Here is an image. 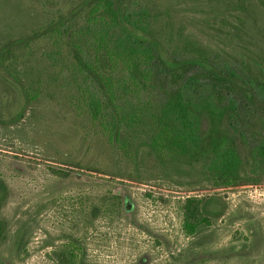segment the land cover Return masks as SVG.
Segmentation results:
<instances>
[{"label": "rangeland", "instance_id": "obj_1", "mask_svg": "<svg viewBox=\"0 0 264 264\" xmlns=\"http://www.w3.org/2000/svg\"><path fill=\"white\" fill-rule=\"evenodd\" d=\"M84 1L0 0V53L9 60L0 63V264H60L67 241L79 245L76 264H264L263 166L252 174L245 168L244 182L229 188L187 172L131 179L113 154L84 137L61 94L44 88L50 77L41 55L51 33L44 39L42 31L68 22ZM225 1L159 0L177 28L236 55L245 45ZM242 16L254 35L246 46L258 55L263 38L253 25L264 24V10ZM18 80L39 95L27 99ZM262 118L244 128L249 140ZM187 196L201 200L209 221L189 237L181 228Z\"/></svg>", "mask_w": 264, "mask_h": 264}, {"label": "trees", "instance_id": "obj_2", "mask_svg": "<svg viewBox=\"0 0 264 264\" xmlns=\"http://www.w3.org/2000/svg\"><path fill=\"white\" fill-rule=\"evenodd\" d=\"M225 2L245 45L236 55L177 28L159 0H85L68 22L43 29L44 39L51 33L41 55L50 77L44 88L61 94L84 137L113 154L131 179L187 172L229 188L244 182L245 168L252 174L264 167V24L253 25L263 38L254 55L246 46L254 35L242 16L264 10V0ZM7 58L0 53V63ZM18 84L27 99L39 95L30 83ZM255 115H263L262 131L249 140L244 128ZM5 192L0 176V211ZM200 207L197 197L184 199L185 236L209 224ZM1 226L0 219V236ZM78 251L75 241L60 245V264H76Z\"/></svg>", "mask_w": 264, "mask_h": 264}]
</instances>
